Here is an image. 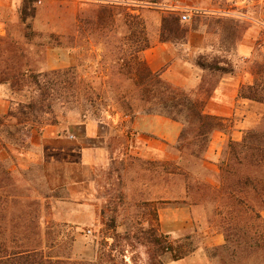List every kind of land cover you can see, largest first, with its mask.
Listing matches in <instances>:
<instances>
[{
	"label": "trees",
	"instance_id": "16d2710c",
	"mask_svg": "<svg viewBox=\"0 0 264 264\" xmlns=\"http://www.w3.org/2000/svg\"><path fill=\"white\" fill-rule=\"evenodd\" d=\"M35 2L23 1L19 19L26 48L40 49L44 45L34 41L40 37L27 23L35 16L32 7ZM113 18L108 5L101 10L90 9L85 18H77L79 25L75 33L82 30L80 23L96 28L100 21L112 22ZM125 25L131 34L140 35V45L134 51L130 50L133 45L130 37L125 43L102 42L114 64L113 76L133 84L128 95H118L119 109L129 116L137 111L160 115L182 126L177 143L171 147L175 153L173 160H131L141 162L140 167L149 173L147 182L159 188L151 194L154 201L145 198L133 205L137 208L134 217H151L154 223L138 239V244L147 249L148 264H164L161 257L165 254L179 261L197 249L192 235L173 241L160 232L157 204L198 207L205 211L206 223L223 236V244L209 252L211 264H264V220L260 215L264 210V116L255 128L243 133L239 142H227L218 162L217 186L209 184L202 162L212 133L223 130V120L206 115L202 101L194 100L185 90L164 81L161 73L147 68L139 57L149 46L145 24L139 15L126 13ZM187 31L179 16L170 13L163 18L160 39H181ZM75 38L73 35L70 40ZM26 48L0 36V84L8 85L10 91L9 108L0 116V144L7 151L8 148L26 150L32 129L55 125L58 111L75 110L74 104L79 99L75 67L39 71L31 64ZM251 75L252 84L243 85L239 96L264 105V60L252 64ZM83 93L89 99L93 91L88 88ZM177 183L182 186L181 192L174 189ZM53 192L55 189L47 184L40 165L12 171L0 161V264H128L126 250L121 249L122 245L118 249L115 243L121 237L117 228L125 225L123 221L118 224L116 216L119 205L123 206V196L118 198L119 205H114L110 210L112 216L106 220L105 208L102 209L105 235L101 236L96 261L72 260L53 253L61 239L52 231V225L43 227L41 222L42 202ZM128 232L122 236L124 242L131 239Z\"/></svg>",
	"mask_w": 264,
	"mask_h": 264
},
{
	"label": "crops",
	"instance_id": "0c3cea01",
	"mask_svg": "<svg viewBox=\"0 0 264 264\" xmlns=\"http://www.w3.org/2000/svg\"><path fill=\"white\" fill-rule=\"evenodd\" d=\"M23 1L0 0V36L25 46L19 19ZM39 1L40 5L45 4L44 0ZM58 3L72 5L75 15L102 4L111 9L121 7L143 19L149 46L139 57L147 68L161 73L164 81L185 90L194 100L202 101L206 115L224 122L223 130L212 133L202 162L207 172L206 182L217 186L218 162L227 142H239L243 133L255 128L264 116L263 104L239 96L240 88L253 82L252 64L263 56L260 53L263 50L258 49L259 29H264V23L258 21L255 10L264 6V0H58ZM170 13H176L179 18L187 15L188 21L180 22L188 31L184 38L161 41L163 18ZM243 24L244 32L240 30ZM50 27L36 32H57ZM73 51L65 46H47L41 71L76 66L78 56ZM8 97V85L0 84V116L9 108ZM65 120L32 129L26 150L8 148L7 151L0 144V161L12 171L40 165L49 187L66 188L68 195L63 202L73 203L77 212L85 210L87 202L99 201L96 170L100 166L108 160L121 165L133 159L173 160L168 157L169 149L177 143L182 130L176 121L140 111L132 116L115 111L98 120ZM171 210H157L159 220ZM198 210L187 206L174 209L173 213L181 218L173 219V227H189ZM260 215L264 220V210ZM215 235V245H222L223 236Z\"/></svg>",
	"mask_w": 264,
	"mask_h": 264
},
{
	"label": "rangeland",
	"instance_id": "374dc122",
	"mask_svg": "<svg viewBox=\"0 0 264 264\" xmlns=\"http://www.w3.org/2000/svg\"><path fill=\"white\" fill-rule=\"evenodd\" d=\"M44 1V5H38L36 2L32 4V7L35 8V16L27 20V23L31 24L32 30L40 37V39L35 38L34 41L41 42L44 45L40 49L23 46L30 53L29 60L31 64L41 71L47 46H65L66 48H71V51L75 50L73 52L78 56L77 64L74 66L78 77L79 99L78 104H74L77 108L72 111L59 110L57 123L64 119L67 122L78 119L98 120L104 118L108 113L121 112L118 95H128V92L133 90V84L125 78L113 76L112 67L114 64L108 58L102 42L120 41L125 43L126 39L130 37L133 42L130 50L134 51L140 45V35L137 32L131 34V31H128L125 25V15L128 12L136 13L126 11L121 7L112 9L114 14L112 22L107 20L100 21L96 28H90L84 23H80L82 30L76 34L75 30L78 28L76 26L79 25L77 23L78 17L85 18V14L90 9L101 10L106 5L97 4L75 15L72 11V5L70 7L59 5L58 0H52L54 3L51 0ZM255 12H257L258 21L264 23V6H260L259 10H255ZM51 15H53V18H50ZM49 25H51L50 28H54L57 32L47 34H38L36 32L42 27L45 30L46 26ZM22 28L21 33L23 34ZM245 29L246 27L243 24L240 30L244 32ZM12 32L14 33L15 31ZM73 35H76L75 41L70 40ZM259 36L261 40H259L260 48L258 50H263L260 52L263 56L258 62H262L264 60V29H259ZM88 88L93 91V94L89 95V99L85 98L86 96L83 93ZM8 98L10 99V91ZM128 100L129 102L133 101L131 99ZM134 104L136 103L134 102ZM169 155L168 157L175 158L173 149H169ZM126 164L110 163L108 160L107 164L100 166L96 170L99 201L87 202L85 210L77 212L75 211L77 207L73 203L63 202L68 195L64 187L55 189V192L42 202L41 222L43 227L48 224L52 225V231L59 234L61 239L59 247L53 253L70 257L72 260L93 259L96 261L94 258L97 256L99 242L101 241V236L105 233L102 224V209L105 208L104 220H106L112 216L110 210L114 205H119L118 198L123 196V206L119 205L116 216L118 224L123 221L125 225L117 228V233L121 237L116 240V246L119 249L120 245H122L121 249L126 250L125 261L128 264H132V261L135 264H148L147 249L138 244V239L140 238V233L146 231L154 223H152L151 217H143L141 215L137 218L134 217L137 213V208L133 205L136 201L145 198L153 200L154 197L151 194L159 190V188L152 182H147L149 173L140 167L141 162L130 160ZM29 166L17 170H25ZM174 189L181 192L182 186L177 183L174 185ZM179 207L181 206L172 204L156 205L157 210H162L163 208L172 209V212H167L166 217L163 214L161 215L159 230L162 234L169 235V238L173 241L186 235H192L197 249L193 254L179 261H173L169 254H165L161 257L162 262L164 264H211L209 252L212 248L220 246L215 245L217 242L215 233H219L206 223L205 211L202 208L197 211L193 223L189 227L174 228L173 219L175 217L179 219L181 216L173 212L174 209ZM70 216H73V218H70ZM170 229L173 231L172 233H165V231ZM125 231H129L128 234L131 237L127 242H124L122 238ZM73 237L74 241H72ZM111 242L109 240V243Z\"/></svg>",
	"mask_w": 264,
	"mask_h": 264
},
{
	"label": "built area",
	"instance_id": "2783aa9c",
	"mask_svg": "<svg viewBox=\"0 0 264 264\" xmlns=\"http://www.w3.org/2000/svg\"><path fill=\"white\" fill-rule=\"evenodd\" d=\"M36 4H40V1L39 0H36ZM180 20L182 21V22H186V21H188V16L187 15H185V14H182L181 16H180Z\"/></svg>",
	"mask_w": 264,
	"mask_h": 264
}]
</instances>
